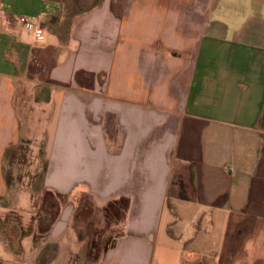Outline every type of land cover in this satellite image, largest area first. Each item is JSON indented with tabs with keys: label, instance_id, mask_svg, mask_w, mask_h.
<instances>
[{
	"label": "crops",
	"instance_id": "0c3cea01",
	"mask_svg": "<svg viewBox=\"0 0 264 264\" xmlns=\"http://www.w3.org/2000/svg\"><path fill=\"white\" fill-rule=\"evenodd\" d=\"M237 1L0 0V219L36 142L48 264L80 254L84 199L118 235L91 264H264V10ZM6 232L0 264H36Z\"/></svg>",
	"mask_w": 264,
	"mask_h": 264
},
{
	"label": "rangeland",
	"instance_id": "374dc122",
	"mask_svg": "<svg viewBox=\"0 0 264 264\" xmlns=\"http://www.w3.org/2000/svg\"><path fill=\"white\" fill-rule=\"evenodd\" d=\"M244 2L251 7L255 15L264 10V0H238L239 9ZM254 22L264 28V21L258 22L255 18ZM22 124L24 126V122ZM262 125L264 127V116ZM33 131L36 141L39 142L41 135L39 125L33 126ZM43 171L42 152L38 149V143H33L31 140L21 143L5 158L4 175L11 197L1 201V205L10 206L12 211H8L0 219V226L7 229L6 235L9 237V242L18 243V249H24V254L31 249L30 241L32 242L33 248L37 249L36 264L42 260L48 262L57 253V247L54 244H45L46 238L41 235L57 212L58 205L54 196L42 192ZM80 204L82 211L83 208L85 210L83 215L79 209L77 212L78 232L83 247L78 256L72 255L71 262L72 264H91L104 248L116 239V236L106 233L105 230H99L100 219L95 220L93 211L85 199Z\"/></svg>",
	"mask_w": 264,
	"mask_h": 264
},
{
	"label": "built area",
	"instance_id": "2783aa9c",
	"mask_svg": "<svg viewBox=\"0 0 264 264\" xmlns=\"http://www.w3.org/2000/svg\"><path fill=\"white\" fill-rule=\"evenodd\" d=\"M19 23L21 26L34 34L35 40L37 42H42L44 40V31L42 26H35L29 17H21L19 18Z\"/></svg>",
	"mask_w": 264,
	"mask_h": 264
},
{
	"label": "trees",
	"instance_id": "16d2710c",
	"mask_svg": "<svg viewBox=\"0 0 264 264\" xmlns=\"http://www.w3.org/2000/svg\"><path fill=\"white\" fill-rule=\"evenodd\" d=\"M116 205V207H114V209H115V214L118 216V214H120L121 213V211L123 210V208H124V205H123V203H118V204H115ZM79 211H81V215H83L84 214V208H83V211H82V205H80V207H79ZM87 218V217H86ZM116 236V238H117V236L118 235H115ZM114 241V240H113ZM108 246H113V242L110 244V245H108ZM107 247V246H106ZM105 247V248H106ZM104 248V249H105ZM103 252V251H102ZM53 259V258H52ZM51 259V260H52ZM50 262V260L47 262V261H38V263L37 264H48Z\"/></svg>",
	"mask_w": 264,
	"mask_h": 264
}]
</instances>
